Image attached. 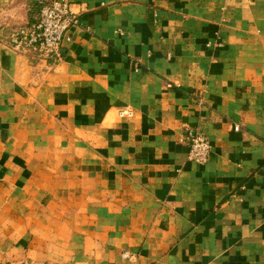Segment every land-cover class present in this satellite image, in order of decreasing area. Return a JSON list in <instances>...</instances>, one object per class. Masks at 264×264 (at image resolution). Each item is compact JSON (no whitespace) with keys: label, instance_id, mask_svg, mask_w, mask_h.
Here are the masks:
<instances>
[{"label":"crops","instance_id":"1","mask_svg":"<svg viewBox=\"0 0 264 264\" xmlns=\"http://www.w3.org/2000/svg\"><path fill=\"white\" fill-rule=\"evenodd\" d=\"M67 2L48 62L0 0V262L264 264V0Z\"/></svg>","mask_w":264,"mask_h":264},{"label":"built area","instance_id":"2","mask_svg":"<svg viewBox=\"0 0 264 264\" xmlns=\"http://www.w3.org/2000/svg\"><path fill=\"white\" fill-rule=\"evenodd\" d=\"M250 1V0H247ZM39 11L33 22L8 25L4 45L6 48L25 55L31 61H51L58 57L59 47L68 33L77 26L74 13L68 8L67 0H37ZM200 102V101H199ZM121 115L131 116L127 109ZM238 130V126L234 127ZM210 153L207 138L197 132L188 141L186 161L197 164L206 163ZM124 258L128 254H123Z\"/></svg>","mask_w":264,"mask_h":264},{"label":"rangeland","instance_id":"3","mask_svg":"<svg viewBox=\"0 0 264 264\" xmlns=\"http://www.w3.org/2000/svg\"><path fill=\"white\" fill-rule=\"evenodd\" d=\"M38 3V2H37ZM38 8H39V4H38ZM129 109V108H127ZM127 109H123V110H127ZM123 110H119L118 114L120 117L122 116H126V117H130V116H127V115H121L120 112L123 111ZM130 110V109H129ZM131 111V110H130ZM132 112V111H131ZM0 264H31V263H19L17 261H3V262H0Z\"/></svg>","mask_w":264,"mask_h":264}]
</instances>
